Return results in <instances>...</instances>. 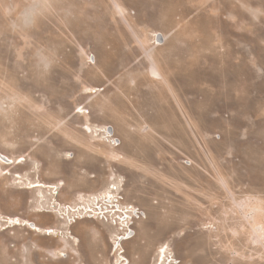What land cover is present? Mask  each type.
<instances>
[{
    "label": "rangeland",
    "instance_id": "rangeland-1",
    "mask_svg": "<svg viewBox=\"0 0 264 264\" xmlns=\"http://www.w3.org/2000/svg\"><path fill=\"white\" fill-rule=\"evenodd\" d=\"M0 153V264H264V0H0Z\"/></svg>",
    "mask_w": 264,
    "mask_h": 264
},
{
    "label": "built area",
    "instance_id": "built-area-1",
    "mask_svg": "<svg viewBox=\"0 0 264 264\" xmlns=\"http://www.w3.org/2000/svg\"><path fill=\"white\" fill-rule=\"evenodd\" d=\"M108 135L111 136L112 134L108 133ZM117 189V186L113 187V190ZM122 200V196H116L111 194V192L95 197L92 199L93 205L89 209L91 210V214L88 215V217L92 216L101 221L117 225L121 230V234L117 236L118 239L126 237L129 233L133 232L130 227L133 220L140 216H144V213L134 208V206L123 204ZM81 209H84V206L80 208V211H82ZM84 211L86 212V210ZM126 262L127 261H125L124 264H126ZM174 262L175 260L172 258L167 260V264H175Z\"/></svg>",
    "mask_w": 264,
    "mask_h": 264
},
{
    "label": "bare ground",
    "instance_id": "bare-ground-1",
    "mask_svg": "<svg viewBox=\"0 0 264 264\" xmlns=\"http://www.w3.org/2000/svg\"><path fill=\"white\" fill-rule=\"evenodd\" d=\"M12 161V160H11ZM7 163V162H6ZM10 163H12V162H10ZM40 186V185H39ZM113 191H111V193H112ZM111 196H113V195H111ZM90 217H92V216H90ZM80 218H82V219H84L85 217H80ZM29 223H25V225H28ZM111 226V225H110ZM109 226V227H110ZM32 228H35V226H31ZM47 232H49V233H53V232H55L54 230H52V229H48V230H46ZM69 233V232H68ZM132 233V232H131ZM130 233V235L127 237V238H123V240H128V239H130V238H132L133 236H134V231H133V233L131 234ZM136 234V233H135ZM70 239H75L74 237H69ZM122 240V241H123ZM121 241V242H122ZM119 239L117 238V241H116V244H115V249H118V247H119ZM124 248V247H123ZM163 248V247H162ZM165 251V250H164ZM126 252V251H125ZM162 253V252H161ZM163 255V254H162ZM158 257V256H157ZM157 259V258H156ZM161 262V261H160ZM128 263H129V261H128ZM127 263V264H128ZM174 263H177L176 261L174 262ZM157 264H159V263H157Z\"/></svg>",
    "mask_w": 264,
    "mask_h": 264
},
{
    "label": "water",
    "instance_id": "water-1",
    "mask_svg": "<svg viewBox=\"0 0 264 264\" xmlns=\"http://www.w3.org/2000/svg\"><path fill=\"white\" fill-rule=\"evenodd\" d=\"M159 36H160V37H159V39H160V43H163V42H164V38L162 37L161 34H160ZM108 133L113 134V133H112V129H109V130H108ZM0 159L3 160V161H5V162H7V163L12 162L11 159H9L8 157L2 155L1 153H0ZM132 233H133V232H132ZM132 233H131V234H132ZM129 235H130V233H129L126 237H122V238H120L119 241L121 242V241L123 240V238H127ZM120 242H119V244H120ZM127 263H128V261L126 262V264H127Z\"/></svg>",
    "mask_w": 264,
    "mask_h": 264
}]
</instances>
